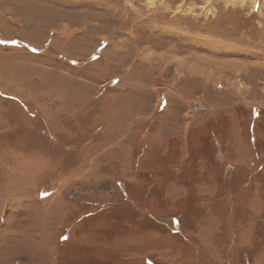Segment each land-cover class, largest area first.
<instances>
[{
  "label": "rangeland",
  "instance_id": "374dc122",
  "mask_svg": "<svg viewBox=\"0 0 264 264\" xmlns=\"http://www.w3.org/2000/svg\"><path fill=\"white\" fill-rule=\"evenodd\" d=\"M16 259L264 264V0H0Z\"/></svg>",
  "mask_w": 264,
  "mask_h": 264
},
{
  "label": "built area",
  "instance_id": "2783aa9c",
  "mask_svg": "<svg viewBox=\"0 0 264 264\" xmlns=\"http://www.w3.org/2000/svg\"><path fill=\"white\" fill-rule=\"evenodd\" d=\"M199 108V105L198 104H194L193 106H191L188 110H187V112H186V114L189 116V117H192L194 114H195V112L197 111V109ZM9 264H20V260H13V261H11Z\"/></svg>",
  "mask_w": 264,
  "mask_h": 264
}]
</instances>
